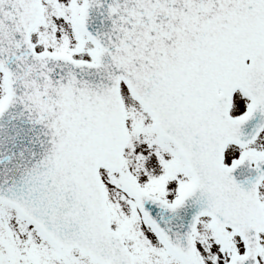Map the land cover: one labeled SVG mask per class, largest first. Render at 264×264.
I'll list each match as a JSON object with an SVG mask.
<instances>
[{
  "label": "snow or ice",
  "instance_id": "6c2138e0",
  "mask_svg": "<svg viewBox=\"0 0 264 264\" xmlns=\"http://www.w3.org/2000/svg\"><path fill=\"white\" fill-rule=\"evenodd\" d=\"M0 264H264V0H0Z\"/></svg>",
  "mask_w": 264,
  "mask_h": 264
}]
</instances>
